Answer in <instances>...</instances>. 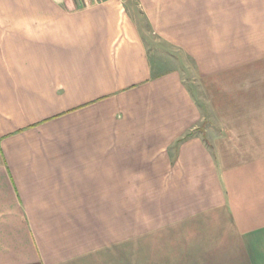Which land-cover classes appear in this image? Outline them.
<instances>
[{
    "label": "crops",
    "instance_id": "1",
    "mask_svg": "<svg viewBox=\"0 0 264 264\" xmlns=\"http://www.w3.org/2000/svg\"><path fill=\"white\" fill-rule=\"evenodd\" d=\"M0 264H264V0H0Z\"/></svg>",
    "mask_w": 264,
    "mask_h": 264
},
{
    "label": "rangeland",
    "instance_id": "2",
    "mask_svg": "<svg viewBox=\"0 0 264 264\" xmlns=\"http://www.w3.org/2000/svg\"><path fill=\"white\" fill-rule=\"evenodd\" d=\"M177 61L179 63H176L175 65L177 67H179V68L182 69V66H181V63L182 62H180L178 59H177ZM182 65L184 67V71H183V73H184L183 76L185 78L184 80H185L186 84L188 83V84H191L192 85V87L190 89L193 91V93H195V95H193V97L195 98L194 100H195L196 105L198 107H202L207 102H208L207 104H209L216 97V95L215 96L214 95H211V94H216V91H215L216 85H215V83L212 84L211 86H208L207 85L208 86L207 87L208 89H205V88H202V89L200 88L199 89L198 88V85L199 86H202V85H201V82L198 81L199 79H197V76H196V73H195V69L193 68L192 64H190V63L189 64L188 63L183 64L182 63ZM200 91H208V94L205 95V96H202L201 93H200ZM210 97H211V99H209ZM205 115H207V113ZM210 116L214 119V114H212Z\"/></svg>",
    "mask_w": 264,
    "mask_h": 264
}]
</instances>
